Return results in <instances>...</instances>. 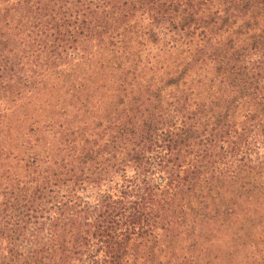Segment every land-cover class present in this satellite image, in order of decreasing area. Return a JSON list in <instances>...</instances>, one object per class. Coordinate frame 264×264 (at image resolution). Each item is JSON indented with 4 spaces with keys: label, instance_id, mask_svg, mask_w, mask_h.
I'll list each match as a JSON object with an SVG mask.
<instances>
[{
    "label": "trees",
    "instance_id": "obj_1",
    "mask_svg": "<svg viewBox=\"0 0 264 264\" xmlns=\"http://www.w3.org/2000/svg\"><path fill=\"white\" fill-rule=\"evenodd\" d=\"M263 147L264 0H0V264H214Z\"/></svg>",
    "mask_w": 264,
    "mask_h": 264
},
{
    "label": "rangeland",
    "instance_id": "obj_2",
    "mask_svg": "<svg viewBox=\"0 0 264 264\" xmlns=\"http://www.w3.org/2000/svg\"><path fill=\"white\" fill-rule=\"evenodd\" d=\"M154 51L161 54L160 58L173 56V51H170L169 48L167 50L166 47H158ZM41 117H43V113ZM17 125L15 133H17L19 138L20 135L25 137L31 135L32 141L35 142V139L39 137V130H41L39 127L43 123L38 124L35 119H29V122H19ZM21 140L17 143L21 144ZM27 143L31 144V142ZM259 152L262 156L264 147L259 149ZM9 162L13 163L12 159ZM262 188V184L252 186L250 195L253 198L250 201H246L245 204L241 203L243 210L237 218V231L234 230L232 236L225 234L228 233L227 231L221 232L220 235H223L224 238L223 242L221 243V238H219L220 242H214L210 245V252L203 254L204 261L211 255L213 256L214 264H264V203ZM104 189H108V186L105 185ZM247 204L248 206H246Z\"/></svg>",
    "mask_w": 264,
    "mask_h": 264
}]
</instances>
